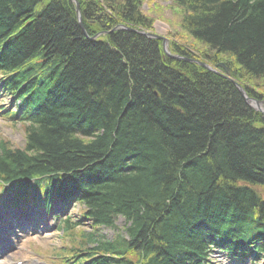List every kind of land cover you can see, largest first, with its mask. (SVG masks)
I'll use <instances>...</instances> for the list:
<instances>
[{
    "label": "trees",
    "instance_id": "16d2710c",
    "mask_svg": "<svg viewBox=\"0 0 264 264\" xmlns=\"http://www.w3.org/2000/svg\"><path fill=\"white\" fill-rule=\"evenodd\" d=\"M78 1L81 26L70 0H0L2 69L42 107L23 147L0 139V180L65 172L94 225L122 214L128 237L90 234L88 264H196L206 234L264 246L261 114L160 40L112 30L150 28L144 0ZM171 2L178 39L263 97L264 0Z\"/></svg>",
    "mask_w": 264,
    "mask_h": 264
},
{
    "label": "rangeland",
    "instance_id": "374dc122",
    "mask_svg": "<svg viewBox=\"0 0 264 264\" xmlns=\"http://www.w3.org/2000/svg\"><path fill=\"white\" fill-rule=\"evenodd\" d=\"M141 12L145 17L151 20L152 32H155L159 35L166 37L169 43L172 42V45L176 44L182 48L183 47L187 48L190 52H193L194 47L189 45L190 43L184 41L183 43L177 37L176 29H178V23H179V17H178L179 8L176 7L171 2V0H144L141 5ZM195 53H200V52L196 51ZM252 89L254 90L255 93L256 92L259 93L256 88H252ZM262 98H264V96ZM263 104L264 103H262V106H264ZM3 123L0 120V137L2 139L8 140L9 142L8 145L11 147H22L24 144L23 126L21 125L12 126L8 124L6 121H3ZM81 208L82 206H80L79 204H75L70 209L69 212L70 217L77 218L81 216ZM124 225H125L124 220L121 217H117L115 219V229H112L110 227H100L99 232L105 235L106 237H110L111 235L114 234V232L121 231L120 229H122ZM81 229L91 230L92 227H90L89 224L86 222V224H81V228H77L76 232H79V230ZM47 245L48 244H46V246ZM28 249L29 248H25L24 251L23 249L20 250L19 252L22 253H15V256L27 257L28 255H31L30 253L26 252L28 251ZM45 264H48V262L45 261Z\"/></svg>",
    "mask_w": 264,
    "mask_h": 264
},
{
    "label": "water",
    "instance_id": "95a60500",
    "mask_svg": "<svg viewBox=\"0 0 264 264\" xmlns=\"http://www.w3.org/2000/svg\"><path fill=\"white\" fill-rule=\"evenodd\" d=\"M78 16H79V15H78ZM78 20H79V22H80V17H78ZM152 36L159 38V36H157V35H152ZM162 39L164 40V38H162ZM164 41H165V40H164ZM174 57H175V56H174ZM176 58H179V57H176ZM195 62L201 64V65H202L203 67H205L206 69L214 70L212 67H210L208 64H206V63H204V62H201V61H198V60H195ZM218 65L221 66V67H224L225 70L227 71V68H226L222 63H219ZM235 84H236V83H235ZM236 86L238 87L240 93L244 96L245 100H246V101L249 100V98L244 94L243 89H242L238 84H236ZM256 103H257V101H256Z\"/></svg>",
    "mask_w": 264,
    "mask_h": 264
},
{
    "label": "bare ground",
    "instance_id": "6f19581e",
    "mask_svg": "<svg viewBox=\"0 0 264 264\" xmlns=\"http://www.w3.org/2000/svg\"><path fill=\"white\" fill-rule=\"evenodd\" d=\"M178 16H179V14H178ZM196 51L195 50H193V53H195ZM207 63H210L209 61H206ZM7 264H9V262H7Z\"/></svg>",
    "mask_w": 264,
    "mask_h": 264
}]
</instances>
